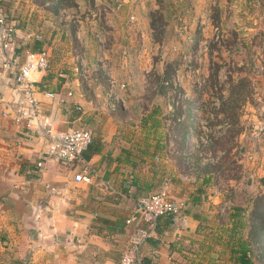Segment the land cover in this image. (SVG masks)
Returning a JSON list of instances; mask_svg holds the SVG:
<instances>
[{
  "label": "crops",
  "instance_id": "obj_1",
  "mask_svg": "<svg viewBox=\"0 0 264 264\" xmlns=\"http://www.w3.org/2000/svg\"><path fill=\"white\" fill-rule=\"evenodd\" d=\"M182 1L176 4L186 6ZM260 1L262 12L258 0H189L187 6L194 18L216 9L222 30L230 15L240 21L237 15L247 14L264 32ZM5 4L16 32L13 52L0 46V264H118L129 240L126 219L141 197L166 181L187 225L179 228L162 217L137 264H241L246 243L230 203L211 194L204 174L175 166L173 131L161 134L167 122L151 118L160 110L145 97L149 89L141 73L150 42L147 24L139 25L135 69L133 0ZM183 28L188 40L182 46L188 43L196 55L218 26L193 22ZM180 43H172L174 53ZM42 49L50 52L49 66L32 78L39 122L58 130L92 129L93 142L84 152L94 170L91 183L76 181L75 169L47 153L48 138L37 121L7 109L18 97L14 75L25 54Z\"/></svg>",
  "mask_w": 264,
  "mask_h": 264
},
{
  "label": "rangeland",
  "instance_id": "obj_2",
  "mask_svg": "<svg viewBox=\"0 0 264 264\" xmlns=\"http://www.w3.org/2000/svg\"><path fill=\"white\" fill-rule=\"evenodd\" d=\"M188 1H182L185 6L177 0H133V65L137 69L140 63L138 26L146 23L145 97L160 110L151 118L168 124L160 133L173 131L172 161L204 174L211 194L230 203L239 239L251 248L256 264H264V32L247 14L237 15L240 21L230 15L222 30L216 9L194 18ZM193 22L218 26L196 55L188 43L182 46L188 40L183 27ZM175 41L181 42L178 53Z\"/></svg>",
  "mask_w": 264,
  "mask_h": 264
},
{
  "label": "built area",
  "instance_id": "obj_3",
  "mask_svg": "<svg viewBox=\"0 0 264 264\" xmlns=\"http://www.w3.org/2000/svg\"><path fill=\"white\" fill-rule=\"evenodd\" d=\"M6 0H0V46L4 51L13 52L15 48L16 24L7 15ZM50 52L47 49L28 51L25 60L19 65L14 75L15 90L18 97L10 103L7 109L27 118L37 121V125L48 138L47 153L72 169H75L74 179L78 182L91 183L94 170L85 160L84 152L93 140V131L89 127L69 128L66 130L54 129L47 121L39 122L41 114L40 101L37 99V90L33 75L46 70L50 62ZM9 62L10 59L4 55ZM7 114V111L4 112ZM38 167L44 161L36 162ZM51 190L56 187L50 186ZM228 205L223 208L226 209ZM162 217H168L171 223L179 228L186 227L187 215L184 208L170 195L169 181L151 194L141 197L131 215L126 219L129 228V240L123 249L118 264H137L142 259V247L157 231Z\"/></svg>",
  "mask_w": 264,
  "mask_h": 264
},
{
  "label": "trees",
  "instance_id": "obj_4",
  "mask_svg": "<svg viewBox=\"0 0 264 264\" xmlns=\"http://www.w3.org/2000/svg\"><path fill=\"white\" fill-rule=\"evenodd\" d=\"M187 132V131H186ZM185 137V133H184V135H183V138ZM92 142H93V140H92ZM91 142V143H92ZM91 145V144H90ZM90 145H89V147H90ZM88 147V148H89ZM87 148V149H88ZM249 252H251V254H252V250H251V248L248 246V244H246L245 245V248H244V250H243V252H242V254H241V256H240V261H241V264H253L254 262L251 260V258H250V256H249Z\"/></svg>",
  "mask_w": 264,
  "mask_h": 264
}]
</instances>
